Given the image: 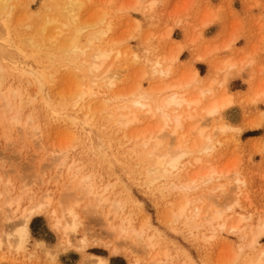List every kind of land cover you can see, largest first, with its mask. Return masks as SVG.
<instances>
[{
  "label": "rangeland",
  "instance_id": "374dc122",
  "mask_svg": "<svg viewBox=\"0 0 264 264\" xmlns=\"http://www.w3.org/2000/svg\"><path fill=\"white\" fill-rule=\"evenodd\" d=\"M66 1L0 5V264H95L91 254L108 264H159L154 255L164 264H249L264 250V234L255 247L249 245L264 226V0H80L79 21L103 16L101 24L111 27L82 56L102 47L124 52L111 65L120 73L111 90L92 84L87 70L66 62L61 45L72 35L65 25ZM49 16L60 22L43 29ZM88 35L81 36L82 44ZM226 60L238 73L221 85L219 67ZM113 61L110 57L106 64ZM156 61L172 73H155ZM195 71L203 88L214 81L216 97L228 93L232 102L221 114L201 120V134L184 120L179 133L165 136L163 145L185 143L189 153L175 174L149 173L146 130L163 122L159 113L138 111L139 121L117 123L109 116L117 108L115 93L138 87L162 96ZM165 85L170 87L161 89ZM180 88L197 92L196 86ZM94 89L106 99L105 109L96 101L74 105L77 90L88 100ZM128 96L119 98V106ZM212 166L221 176L205 181ZM79 179L106 198L108 219L77 189ZM6 189L21 195L18 212L7 207ZM49 195L51 204L31 217L30 235L18 248L10 233L21 224V209ZM185 201L188 210L178 216ZM212 202L225 209L228 229L209 225L204 214L194 218L196 207ZM60 203L73 205L77 213L76 232L69 238L55 225L52 211L61 210ZM240 218L245 229L234 233L229 226ZM132 226L155 246L122 236L120 228Z\"/></svg>",
  "mask_w": 264,
  "mask_h": 264
},
{
  "label": "bare ground",
  "instance_id": "6f19581e",
  "mask_svg": "<svg viewBox=\"0 0 264 264\" xmlns=\"http://www.w3.org/2000/svg\"><path fill=\"white\" fill-rule=\"evenodd\" d=\"M7 0H0V5L5 6ZM82 2L80 0H67L63 6L65 8V17L67 22L65 25L70 24V29L72 31V35L69 39L65 40L61 45L63 54L67 57L66 62L72 63L76 68L87 70L88 74L91 75L92 84L95 85H105L107 89H113L117 80L120 78L119 71H116L112 68L111 65L115 63V61L119 60L121 55L124 53L119 47H102V48H94L89 55H84L85 52L88 51L90 47H93V42L99 38L101 39L107 31L111 29L108 24L106 28L101 24L104 23V17L99 16L96 20L92 22H81L78 20L79 10L81 8ZM60 21L54 17H47L45 20V24L43 29L50 24H56ZM92 27L93 30H89L87 28ZM89 31V35L86 38V44H82L80 42L81 36ZM60 33V31H58ZM55 36H51L52 39ZM113 57V62H109L106 64L107 60ZM154 72L160 73L163 77L168 76L172 73L171 68H166L161 61H156L154 64ZM235 65L234 62H230L226 60L221 63V67L219 70L223 73V79L221 80V85H227L229 81L237 75L238 72H233L232 69ZM203 83L202 78L199 75L198 71H195L191 76L190 80H186L184 83L177 84V90H172L170 92L164 93L162 96H155L152 92L142 91L140 88L136 87L133 91L128 93L119 92L115 93V98L118 99L112 105L117 104V108L112 115L117 123L121 125H129L135 123L140 120V114L138 111L149 113L151 116H156L159 113V117L161 118L163 125L157 126L151 124L146 132L148 134L146 141L144 144L148 147L147 154L150 156V164L148 166V172L153 174H167L171 176L180 169V160L183 156L188 155L189 151L186 149L185 143L180 144L175 147L165 146L163 145L164 137L167 135H176L179 133V130L184 127V120L191 121L190 131L198 130L201 134L202 129L200 130V126L202 125V119L208 116H214L216 114H221L224 108L232 102V97L229 96L228 93L223 94L221 96L215 95V85L214 81H211L210 85L206 88H203L201 85ZM197 88V92L193 94H187L183 92L180 87H195ZM170 86H163L161 89L169 88ZM100 89L90 90L87 93L86 97L83 96L84 92L82 90L76 91L77 99L75 100L74 105L76 107H82L84 104L89 103L91 101H96L100 103L103 109L106 108V99L100 98L98 96V92ZM104 92V91H103ZM125 95H129L127 100L123 105L119 106V98ZM86 99V100H85ZM85 100V101H84ZM111 105V106H112ZM15 123H19V118L17 116L12 117ZM227 126L226 123L221 124L220 129L224 130ZM16 127V126H15ZM170 127V129H167ZM199 128V129H198ZM165 129H167L165 131ZM156 130V131H155ZM210 137L207 136V140ZM204 147H200V150H204ZM196 159V158H195ZM199 161V158L196 159ZM187 166V165H186ZM189 167V166H187ZM205 181L212 180L220 175V172L215 169L213 166L210 167L204 174ZM76 176V173L73 174ZM240 179L238 178L237 181ZM194 181V179H192ZM244 182L243 180H241ZM77 189L81 190L84 193L88 200H92L95 203L91 202L92 205L95 204L97 207H101V213L105 214V219H108V212L104 209V205L106 202V198H102L101 193L98 190H95L92 186L85 183L84 179H79L77 183ZM181 188H187V185H181ZM6 194V204L7 207H11L13 212H18L20 210V204L22 202L21 195H17L16 197L12 196V192L7 190ZM48 195V194H47ZM46 200L44 202H37L32 205L30 208L21 209V216L19 217L20 225L16 228V231L10 235H14L19 242L18 248H22L24 244H26L27 238L30 235L29 230V221L32 216L36 214H40L44 208V205L51 204L50 195L45 197ZM62 200V199H61ZM190 204L189 201L183 202L180 207V211L178 216H183L186 214L187 206ZM61 210H53V216L55 217V225L57 227H61L64 231L66 237H70V233L76 232L77 228V213L74 210L73 205L65 203H60ZM109 211V209H108ZM202 214L205 215L206 221L209 225H215L220 227L221 229L226 228L228 224L229 217L225 214V209L219 207V205L215 202L209 203L205 209L201 207H196L194 210V218L200 217ZM187 216V215H186ZM242 218L238 219L236 224L229 226V229L236 232H243L245 227H242L240 222ZM251 225L248 228L251 230ZM247 228V229H248ZM122 232V236L126 239L132 238L134 241L138 240L139 243H144L143 246L149 245L150 248L154 247L155 244L153 242H146L145 233L143 230H137L134 226L130 229H125L123 227L120 228ZM247 232L242 234L246 235ZM264 234V226L260 225L257 229V232L252 234V238L249 242L250 247H255V244L258 242V237ZM9 234H7L8 236ZM6 236L5 239H8ZM1 242V238H0ZM9 242V241H8ZM10 245V243H8ZM37 245L44 249L43 242H37ZM112 251L116 252L118 247L111 246ZM153 258V256H152ZM90 259L95 264H108L107 259L103 256L91 254ZM153 261L156 263L159 261V264H164V260H160L154 255ZM249 264H264V250H262L253 260L250 261Z\"/></svg>",
  "mask_w": 264,
  "mask_h": 264
}]
</instances>
